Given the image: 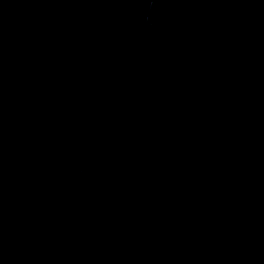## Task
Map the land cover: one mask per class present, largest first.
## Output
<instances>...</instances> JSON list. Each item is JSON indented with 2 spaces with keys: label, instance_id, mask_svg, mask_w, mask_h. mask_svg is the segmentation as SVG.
<instances>
[{
  "label": "water",
  "instance_id": "obj_1",
  "mask_svg": "<svg viewBox=\"0 0 264 264\" xmlns=\"http://www.w3.org/2000/svg\"><path fill=\"white\" fill-rule=\"evenodd\" d=\"M0 264H264V0H0Z\"/></svg>",
  "mask_w": 264,
  "mask_h": 264
}]
</instances>
